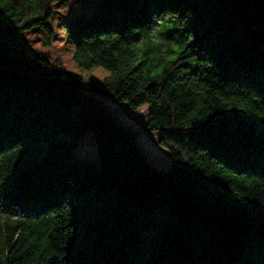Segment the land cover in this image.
Returning <instances> with one entry per match:
<instances>
[{
  "label": "trees",
  "instance_id": "16d2710c",
  "mask_svg": "<svg viewBox=\"0 0 264 264\" xmlns=\"http://www.w3.org/2000/svg\"><path fill=\"white\" fill-rule=\"evenodd\" d=\"M0 264H264V0H0Z\"/></svg>",
  "mask_w": 264,
  "mask_h": 264
},
{
  "label": "rangeland",
  "instance_id": "374dc122",
  "mask_svg": "<svg viewBox=\"0 0 264 264\" xmlns=\"http://www.w3.org/2000/svg\"><path fill=\"white\" fill-rule=\"evenodd\" d=\"M110 108L120 128L131 129L137 134L136 145L141 151L145 161L155 170L160 171L169 165V151L158 142V132L146 134L143 125L148 120V106L143 105L137 110H129L126 103L116 102L112 99L104 100ZM77 152L92 160L98 161V147L93 135L85 130L77 145Z\"/></svg>",
  "mask_w": 264,
  "mask_h": 264
}]
</instances>
